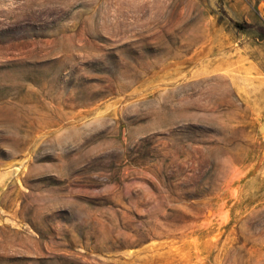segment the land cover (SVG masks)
<instances>
[{
	"label": "rangeland",
	"instance_id": "obj_1",
	"mask_svg": "<svg viewBox=\"0 0 264 264\" xmlns=\"http://www.w3.org/2000/svg\"><path fill=\"white\" fill-rule=\"evenodd\" d=\"M222 2L0 0V264H264V0Z\"/></svg>",
	"mask_w": 264,
	"mask_h": 264
},
{
	"label": "trees",
	"instance_id": "obj_2",
	"mask_svg": "<svg viewBox=\"0 0 264 264\" xmlns=\"http://www.w3.org/2000/svg\"><path fill=\"white\" fill-rule=\"evenodd\" d=\"M217 6L219 8L220 11L224 12V6H223V2L222 0H217ZM230 21L232 22V24L237 27L238 29H244L248 24L246 23H243V22H239V21H236V20H233L231 18H229ZM264 37V35H262Z\"/></svg>",
	"mask_w": 264,
	"mask_h": 264
},
{
	"label": "water",
	"instance_id": "obj_3",
	"mask_svg": "<svg viewBox=\"0 0 264 264\" xmlns=\"http://www.w3.org/2000/svg\"><path fill=\"white\" fill-rule=\"evenodd\" d=\"M259 129H260V132L264 138V121H263V124L259 127ZM263 157H264V151H263Z\"/></svg>",
	"mask_w": 264,
	"mask_h": 264
}]
</instances>
